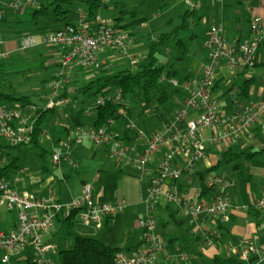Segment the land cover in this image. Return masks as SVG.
Wrapping results in <instances>:
<instances>
[{
	"label": "built area",
	"instance_id": "1",
	"mask_svg": "<svg viewBox=\"0 0 264 264\" xmlns=\"http://www.w3.org/2000/svg\"><path fill=\"white\" fill-rule=\"evenodd\" d=\"M2 5L19 11L26 6H38V1L9 0ZM1 17L0 14V21ZM204 41L210 63L182 83L170 81L173 88L183 91L182 105L165 117L156 113L161 128L150 136L134 123L129 111L131 103L123 99L120 89L99 94L94 98L92 108L85 109L83 114L90 115L107 104L119 106V118L124 123L121 131L114 130L116 119L113 118L100 126L93 124L87 129L78 127L72 130L71 135L88 137L96 146L102 147L109 158L130 163L135 174L143 180L147 179L150 167H154V175L145 180L147 215L139 220L143 245L132 253H118L115 264H153L158 254L167 250V240L155 233L158 221L152 213L163 197L175 202L179 212L192 219L202 215L225 217L237 207L230 191L235 182L228 177L209 172L205 180L206 192L200 188L192 199L179 194L177 186L184 175L196 172L197 166L206 159L210 145L230 147L251 133L256 124L264 129V96L246 99L232 87V103L237 107L225 111L214 93L221 67L231 72L246 70L247 74L248 70L262 66L264 81V19L252 17L248 33L230 41L223 35L221 27L213 24ZM131 42L129 31L116 26L111 18L101 13L90 21L83 12L76 24L46 33L42 43L61 47L63 54L57 72L59 79L47 85L48 99L42 107L55 109L68 103L61 91L75 72L100 68V56L106 49L127 56ZM35 44V39L28 37L23 41L22 49ZM131 62L137 63L134 59ZM143 107L145 112L152 114L150 107ZM39 108L34 105H0V139L11 146L29 144L40 116ZM68 159L69 154L60 152L51 156V162L56 165ZM4 163L5 155L0 153V167ZM72 165L76 166L74 162ZM125 206V201H96L92 183H85L81 193L69 204H64L58 201L54 189L49 190L48 197H39L12 184L8 177H0V208L17 216L14 229L0 228V264H25L26 259L35 264H57V249L45 237L54 229L59 214L69 217L76 211L83 226L99 230L108 218L123 211ZM251 207L264 219V190ZM218 237V229L208 232L207 244L223 246L227 255L239 258L242 264H264V240L252 237L221 242ZM22 254V258L13 260ZM175 259L180 264H188L190 255L178 250Z\"/></svg>",
	"mask_w": 264,
	"mask_h": 264
},
{
	"label": "crops",
	"instance_id": "2",
	"mask_svg": "<svg viewBox=\"0 0 264 264\" xmlns=\"http://www.w3.org/2000/svg\"><path fill=\"white\" fill-rule=\"evenodd\" d=\"M4 1L9 0H0V14L2 16L0 21V64L11 70L9 67H17L19 60L38 59L42 64H45L40 68L45 73L50 72V80L48 82L53 83L56 80V73L60 67L59 63L63 49L59 46H48L42 43V38L49 31L63 29L69 24H76L80 14L85 13L84 5L81 7L77 5L72 6L69 18L65 22H56L53 17H44L36 20L33 17V7L31 6H26L19 11L5 8L2 5ZM227 1L195 0L194 2V0H186V4L182 6L178 4L177 0H171L169 10L179 7V13L183 16V19L187 15L186 13L189 12L190 14H188L187 18L190 16L194 18L195 15L198 16L199 22L200 24L202 23L201 25L204 28L202 33H197V29L191 33L188 41H185L183 38L181 39V43L185 44V49L188 50L189 55L198 56L201 49L199 47H191L189 44L193 45L191 41L197 38H200V41L204 44V40L213 24L219 25L225 38L230 41L237 37L245 36L248 33L250 20L253 16L258 15L264 19V0H260L258 5H249V0H230L231 6L228 5L226 7ZM244 1L245 9L241 10L239 4ZM146 2V0L142 2L132 0V6H135L137 3L140 5L145 4ZM111 3L112 1L108 3V9L115 10L119 5V3L112 5ZM120 16L121 11L119 16L114 18H119ZM244 16H249L247 28L243 24L242 18ZM106 17L114 20L111 15ZM156 18H158V13L156 14ZM146 19H140L142 20L140 25L127 30L130 32L132 39L128 55L121 56L111 49H106L100 56L102 64L107 65L108 68H118L123 64H132V59L137 62L138 59H141L146 54V50H141V48L145 47L149 36L152 39L156 36V33H150L157 30H150ZM133 21L134 19L131 18L128 22L131 23ZM188 21H190V18ZM120 23L125 24L122 21ZM168 23H170V20ZM245 31H247L246 34ZM141 33L144 35L146 33L147 38L144 36L145 40H141L143 37H140ZM28 37H33L36 44L29 49L23 50L22 43ZM37 38H40V42H38ZM39 44L46 46L47 50L37 51L36 48ZM262 52L264 53V51ZM41 57H44L43 60H40ZM199 61L194 68L195 74L192 75V71H188L183 80L199 74L209 64V57L207 59L206 54L204 57L201 56ZM49 63H52L51 67L48 65ZM55 65L56 68L52 71L51 68ZM219 71V78L216 82L214 93L220 102L221 98H228L226 103L219 104L225 111H231L237 107L236 103H232L233 89L231 87H235V91H238V85L241 84L245 73L240 70L231 72L223 67ZM95 72L96 70H78L75 72L73 78L75 83H77L75 85L80 88L82 82L90 81L95 76ZM262 72V66H257L247 71L248 75L246 74V76L254 79L250 98L264 96ZM256 81L259 83L258 86L256 85ZM76 86L68 89L69 94L66 97L68 103H64L47 113L40 136L42 138L47 135L48 129L45 128V124L51 126L50 131L54 130L53 136L48 132L51 143L56 146L62 143L64 147L60 148V151L56 150L55 152L69 154L70 159L63 161L61 165H56L51 162L53 152L45 164H37L24 169L21 162V168L15 172L19 173V176L12 178L13 173L8 178L12 184L26 189L39 197H48L49 190L54 189L57 192L58 201L64 204H69L78 196L85 183L93 184L94 198L98 202L116 203L125 201L126 206L124 210L108 218L99 230L83 226L77 219L75 232L80 235L99 238L110 247L122 248L127 253H132L143 245L139 220L147 215L145 180L154 175V167H150L147 179L143 180L135 174L130 163H119L109 158L106 151L102 147L96 146L88 137L76 134L71 135L74 128L92 126L97 117V110L92 111L90 115L83 114L85 109L92 108L93 97L81 99ZM41 92V95L35 98L36 103H32L31 105L36 107L45 105L48 99L47 88L43 87ZM181 98H178L179 100L176 103L174 102L167 111L163 110L160 114L164 117L170 115L174 109L182 105ZM142 111L145 112V107ZM156 111L159 112L160 110L157 108ZM152 115L159 125L158 129H160L161 122L156 119L153 113L150 117ZM263 130L260 124H256L251 133H248L230 147L210 145L206 159L197 166L196 172L192 175H184L178 182L179 194L186 199H192L195 192L202 188L200 174L211 172L208 170L218 164L221 154L229 149L238 153L248 151L254 154V158L244 165L243 175H239L238 172L234 171L232 165L222 166L227 172L232 171V173L237 175L235 178H230L235 182L230 191L237 207L233 208L227 216L206 217L202 215L198 219H192L182 215L178 210L177 204L173 201H167L165 197L156 204L152 210L153 215L158 221L155 233L167 240L168 247L165 252L158 254L153 264H180L175 259L178 250L187 252L190 255L188 264H204L206 260L223 254L225 252V250H222L223 246L207 244V234L214 229L222 230L221 235L224 241L227 239L241 240L252 237L264 240V219L259 213L250 212L249 210L253 202L260 197L264 190ZM45 152L43 150L41 156H45ZM19 157L21 158V156ZM72 162L76 166H73ZM153 163L156 162L154 161ZM13 213L7 211L5 208H0V228L9 231L16 227L17 216ZM58 233H64V245L67 248L66 243H70L67 239V233L58 222H56L54 229L46 235L45 240L51 242L55 245L57 251H60L64 248L58 249L54 238Z\"/></svg>",
	"mask_w": 264,
	"mask_h": 264
},
{
	"label": "trees",
	"instance_id": "3",
	"mask_svg": "<svg viewBox=\"0 0 264 264\" xmlns=\"http://www.w3.org/2000/svg\"><path fill=\"white\" fill-rule=\"evenodd\" d=\"M38 6H34L32 9L33 17L36 20L44 17H53L56 22H65L71 13V8L77 2L84 5L85 13L90 21H94L99 13H102L104 9H107L108 3L112 0H37ZM48 1L47 3H45ZM116 4L118 2H115ZM131 14V18L134 19L131 23L121 24L120 21L123 19V14ZM183 23L175 28L172 32L161 33L152 39L148 37V51L144 59L140 60L135 64L127 66H121L118 68H108L107 65L102 64L100 68L96 69L95 76L90 79L89 84L85 87H77L78 93H84L90 91V97H97L106 90L120 89L123 94V99L131 103L129 109L130 114L134 112L136 108L143 107L153 100H157L159 103H167L170 98L168 94V88L170 83L168 80L174 77L176 73V63H170V70L165 73V67L161 66V54L166 44L172 40L177 41L181 44L182 40L180 34L183 30L188 27L186 13ZM114 18V17H113ZM113 22L116 26L128 30L135 28L140 25L142 20L136 18L135 11L121 10V16L114 18ZM60 66V64H59ZM136 71H133V68ZM20 71V70H19ZM19 71H11L0 64V105L3 104H19V105H31L36 103L31 99V95L23 93L17 89V86L13 83L14 78L18 76ZM246 73V70L243 71ZM59 77L56 73V80ZM55 80V81H56ZM73 80V79H72ZM72 80L65 82L61 95L68 97V89L71 87ZM71 82V83H69ZM170 84V85H169ZM254 85V79L245 77L242 79L241 84L238 85L239 96L245 97L246 99L251 96V89ZM232 88V87H231ZM65 89V90H64ZM48 92V91H47ZM45 93V92H44ZM65 93V94H63ZM184 96V95H182ZM181 96V97H182ZM48 97V93H47ZM46 103V102H45ZM74 103V102H70ZM142 103H144L142 105ZM53 109L39 108L38 112L40 116L36 123L35 131L33 133L31 144L39 145V138L43 130V123L47 113ZM119 118V106L107 104L97 109V117L94 125H103L108 119ZM24 145L11 146L5 144L0 139V153L6 154L7 149H20ZM42 155V153H40ZM5 163L0 167V177H9L11 174L17 172L21 168V158L19 156L11 157L7 154ZM254 158V154L248 151L241 153L234 152L232 149L227 150L220 155L218 164L208 171H213L221 168L224 165H232L233 170L238 172L239 175L244 174V165ZM207 172L201 173L200 178L202 180V190L206 192L205 178ZM250 212L258 213L252 207L249 208ZM77 212H73L69 217H64L63 214L57 216V222L67 233L68 242H73L74 247L65 248L57 251L56 261L57 264H115L116 257L121 251L125 249L118 247H110L105 244L101 239L91 236L80 235L75 232L77 223ZM222 228V227H221ZM219 231L218 240L223 242L222 230ZM24 261V260H23ZM20 263V261H19ZM25 264H35L30 259L25 260ZM204 264H242L241 260L235 256L216 255L211 259L205 261Z\"/></svg>",
	"mask_w": 264,
	"mask_h": 264
},
{
	"label": "rangeland",
	"instance_id": "4",
	"mask_svg": "<svg viewBox=\"0 0 264 264\" xmlns=\"http://www.w3.org/2000/svg\"><path fill=\"white\" fill-rule=\"evenodd\" d=\"M144 0H136V2H142ZM147 2L145 4H136L135 6H132V0H112V4H115V2H118L119 5L117 8L114 9H105L103 11V15L104 16H109L111 15L112 17H117L120 14V11L122 9L126 10V11H135L136 12V18L137 19H142V18H147V23L149 25V29L150 30H155L153 33L150 34H155L157 36V34H161V33H169L172 32L175 28H177L178 26H180L183 23V16L180 15V11H179V7L174 8L173 10H169V4L171 3V0H146ZM186 0H177L178 4L180 5H184L186 4L185 2ZM213 1V0H211ZM111 2V1H110ZM195 2V0H194ZM250 4H256L258 5L260 3V0H249ZM75 5L77 6H82V4L80 2H77ZM231 6V1L228 0L226 3V7ZM196 6V5H195ZM239 8L241 10L245 9V1L241 4H239ZM77 9V8H76ZM158 13V18H156V14ZM71 14V13H70ZM258 16V15H255ZM73 17V16H72ZM254 17V16H253ZM261 17V16H260ZM156 18V19H155ZM190 21L188 27L183 30L182 32L186 31L185 33H182L180 35L179 38H183L185 41H188V37L191 33L195 32L197 29V33H202L204 28L203 26L200 24L199 22V17L198 16H194V18L192 16L189 17ZM248 18L249 16H244L242 18L243 20V24L245 25V28H247L248 26ZM131 19V14H123V23H129L128 21H130ZM170 20V23H168ZM250 28V25L248 27V30ZM247 30V31H248ZM143 31V30H142ZM247 31H245V34L247 33ZM143 36L141 38V40L144 39L146 37V33L144 34H140V37ZM156 36L154 38H156ZM153 38V39H154ZM38 42H40V38H37ZM145 40V39H144ZM148 42V41H147ZM184 42V41H183ZM191 42H193V45L189 44L191 47H199L201 49V52L198 54V56H192L189 55V52L187 49H185V44L184 43H177V41L172 40L170 43L166 44L163 48L162 54L161 56V66L165 67V73H167L170 68H169V64L175 62L176 63V69H177V74L170 78L168 80V83H170L171 80H177L178 82L182 83L184 80V76L188 71H192V75L195 74L194 72V68L196 67V65L200 62L199 59L201 58V56H206L207 54V59H208V49L204 46V44L200 41V38H197L195 40H192ZM59 49V48H57ZM37 51H46L47 47L44 45L39 44L38 47L36 48ZM141 50H146V53L148 51V43H146L144 48H141ZM146 56V54L141 58L138 59L137 62H139L140 60L144 59ZM44 57H41L40 60H43ZM19 64L17 65V67H9V69L14 70V71H19V70H23V71H19L20 73L18 74V76H16V78H14L13 83L17 86V89L23 93H26L28 95H31V99L36 102V97L41 95V90L43 89V87H47V85L51 84L52 82H48L49 77H50V72L45 73V71L40 68L42 67V65L44 66L45 64H42L41 61H38V59H31V60H19L18 62ZM210 63V60H209ZM52 63H49L48 65H50L51 67ZM123 66H127V64H123L121 65ZM49 67V68H50ZM56 68V65L51 68L52 71L53 69ZM133 71H136V68L132 67ZM75 73L73 74L72 78L70 80H72L74 78ZM69 80V81H70ZM74 81V80H73ZM54 82V81H53ZM257 82V81H256ZM71 83V82H69ZM240 83V82H239ZM74 84L77 85V83L72 82L71 83V87L75 86ZM89 84V80L88 81H84L81 83L80 87H85ZM170 85V84H169ZM257 86L259 85V83L257 82L256 84ZM40 86V87H39ZM39 87V88H37ZM181 89V88H180ZM63 90V89H62ZM65 90V89H64ZM65 94V93H63ZM168 94L170 96V98L168 99L167 103H159L157 100H153L152 103H150V106H148L146 104V106L150 107L151 109V113H153L154 115L156 113H162V111H167L171 105L175 102H177V100H179L178 98H181L182 95H184L183 91L180 90H176L175 88H173L170 85V88H168ZM81 99H87V98H92L90 97V91L85 92L84 93H79ZM63 98L66 99L65 96H62ZM94 100V98H93ZM221 102L220 103H226L228 101V98H221L220 99ZM144 103H142L143 105ZM159 109L160 111H156V109ZM142 110H144V107H140V108H136L134 110V112L131 114L132 117L134 118V123L141 128L147 136H150L152 131L156 130L159 128V125L156 123L155 118L153 117V115L150 117V115L148 113L143 112ZM49 119H50V115H49ZM48 124V123H47ZM49 125V124H48ZM114 126H115V131L119 132L124 128V123L122 121V118H117L114 122ZM45 128L48 129V132L51 136L54 135V130L52 129L50 131L51 126H47L45 124ZM81 128L87 129L89 127L87 126H83ZM47 132V137H42L39 139V145H35V144H28L23 146L21 149H7V152L5 155V160L8 159L7 158V154H10L11 157L13 156H21L22 158V167L28 168V167H33L37 164H42L49 160V156H51V153L55 152L56 150L60 151V148H64L62 143H60L59 145H53L51 143V138L49 136ZM264 132V130L262 131ZM43 150L46 151L45 152V156H41L40 153H43ZM213 174H219L221 176H225L228 177L229 179L231 178H235L237 175L231 172H227V170L223 167L213 170L211 171ZM15 176H19V173H14L11 177L14 178ZM10 178V176H9ZM15 214V213H13ZM55 238V242H56V246L58 249H62V248H66L65 247V243H64V233H58L56 234ZM67 248H73L74 244L73 242L70 243H66ZM222 250H224L222 248ZM225 253V252H224ZM24 254V253H23ZM23 254L18 256V257H14L13 260H17L19 258L23 257ZM226 254V253H225Z\"/></svg>",
	"mask_w": 264,
	"mask_h": 264
}]
</instances>
